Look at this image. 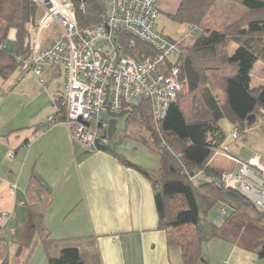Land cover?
I'll list each match as a JSON object with an SVG mask.
<instances>
[{"label": "trees", "instance_id": "1", "mask_svg": "<svg viewBox=\"0 0 264 264\" xmlns=\"http://www.w3.org/2000/svg\"><path fill=\"white\" fill-rule=\"evenodd\" d=\"M234 1L246 13L221 31L203 27L210 12L217 9L218 0H182L175 14H167L170 20L187 25V30L193 28L192 37L200 31L190 47L181 48L180 55L168 61L169 67H178L179 79L187 82L188 95L193 96L192 109L179 102L185 95L181 93L160 121L154 118L149 102L138 109H124L110 115L115 119L126 117L127 125L134 127L130 136L159 156V173L150 175L153 188L163 201L158 208V228L168 233L170 246L181 248L184 264H200L202 245L212 240L233 244L264 260V211L238 191L217 185L223 171L210 166L216 153L225 149L234 130L240 138L239 130L246 133L264 113V82L253 85L252 80L256 64L264 66V0ZM69 2L75 9L80 29L103 24L110 9L109 0ZM157 9L158 20V3ZM41 17L42 11L31 0H0V75L7 77L19 68L18 55H31ZM11 30L16 31V37L9 40ZM157 33L173 41L163 31ZM55 36L56 33L49 35L47 44ZM132 39L128 33L120 34L122 53L135 59L156 55L141 41L132 47ZM9 41L13 42L11 49H8ZM232 45L236 48L229 53ZM230 65L236 68L234 74H208L209 70L219 74V67ZM198 91H202L200 99L196 96ZM56 105L58 113L53 122L62 123L65 100L57 99ZM223 120L234 127L228 136L220 124ZM113 137L108 145L111 148L105 152L126 165V158L112 149ZM198 174L207 182L197 184ZM36 189V196L46 208L50 197L35 178L31 181V193ZM217 204L227 208L222 226L215 225L208 217ZM39 227L49 264H98L93 242L52 240Z\"/></svg>", "mask_w": 264, "mask_h": 264}, {"label": "crops", "instance_id": "2", "mask_svg": "<svg viewBox=\"0 0 264 264\" xmlns=\"http://www.w3.org/2000/svg\"><path fill=\"white\" fill-rule=\"evenodd\" d=\"M181 2L159 0L160 14H175ZM15 37L11 30L9 40ZM54 70L42 73L46 89L33 69L0 75V264H49L38 226L52 240L93 242L98 264H184L181 248L170 246L168 233L158 228L150 175L159 170L126 158L142 173L105 151L84 148L66 124L50 121L58 113L57 99L66 96L65 89L59 95L60 84L51 82ZM233 151H218L210 166L232 171L237 158L264 167L260 158H241ZM35 178L50 197L46 208L38 189L30 191ZM207 245L210 257L200 264H264L233 244L212 240Z\"/></svg>", "mask_w": 264, "mask_h": 264}, {"label": "built area", "instance_id": "3", "mask_svg": "<svg viewBox=\"0 0 264 264\" xmlns=\"http://www.w3.org/2000/svg\"><path fill=\"white\" fill-rule=\"evenodd\" d=\"M31 1L42 11L33 54L18 55L16 62L23 72L33 69L44 89L41 75L45 66L64 67L66 109L62 123L84 148L95 150L97 140L109 145L110 139L104 138L109 121L102 119L103 113L131 111L149 102L154 118L160 121L178 95L189 92L187 82L179 79L178 67L168 66L170 57H178L181 48L154 30L158 0H109L105 22L86 29L78 27L69 0ZM51 29L56 36L44 44L42 35ZM121 33L132 36V47L141 41L156 55L135 59L122 53L118 41ZM192 33L193 28L187 30L188 36ZM230 137L238 140V131L234 130ZM237 163L242 166L239 171L223 173L217 185L238 191L264 211V180L254 171L255 167L261 171L264 168L254 160ZM226 211L223 208V216Z\"/></svg>", "mask_w": 264, "mask_h": 264}, {"label": "rangeland", "instance_id": "4", "mask_svg": "<svg viewBox=\"0 0 264 264\" xmlns=\"http://www.w3.org/2000/svg\"><path fill=\"white\" fill-rule=\"evenodd\" d=\"M216 10L213 12L211 11L207 19L205 20L203 27L215 29V30H224L228 28L230 25H232L235 21L240 19L241 16H243L246 13V10L239 6L234 0H218L217 5L215 6ZM168 13H165L162 11L160 14L159 19L156 22L155 30L157 32L163 31V33L172 39H174L178 45L179 48H187L192 45L194 42V39L200 35V31H197L195 35L192 34L191 36H188L187 34V25H181L178 24L172 20H170L167 16ZM55 31L53 29L44 31L42 35V39L46 37V35L54 34ZM35 35V40H36ZM12 38V37H11ZM34 40V35H33ZM13 46V42L8 43V49H11ZM235 45H232L228 48L229 53L233 52L235 50ZM33 52L31 53V55ZM171 60H175L176 56H171ZM55 69V75L53 77V81H56L61 86L58 88L59 95H64V73L63 69L64 67L62 65L60 66H48L46 65L44 69ZM221 70L220 73L217 74L216 72H212V70L208 71L209 75H220L222 71L227 72L229 69H235V66H221L219 67ZM264 69V66L261 63H257L255 68L253 69V85L259 84L264 82V72L262 71ZM214 77V76H213ZM42 79L45 81L46 85H49V82L46 80L45 74L42 75ZM56 87V86H54ZM201 92H197V98H201ZM219 92V96H221V92ZM183 97L179 100V102L186 103V109H192L193 104V96L191 94L188 95V93H183ZM184 99H187L184 102ZM65 99L63 98V101ZM188 111V110H187ZM102 119H105L109 121L112 117L107 114L103 113L101 115ZM126 117H117L118 124L116 126V132L114 134V137L111 141L112 149L118 153L120 156H124L125 158H128L131 162L133 160L136 162H139L141 165H147L149 166L150 170H159L160 167V159L158 154L151 151L146 147L143 143L136 141L135 136H130L132 134V131L134 132V127L131 125H127ZM221 126L223 127L224 131L226 132V135L228 136L231 131H233V126L229 124L226 120L221 121ZM240 134L241 137L238 138V140H234L231 137L227 140V146L229 150H234L233 152H240L239 156L241 158L250 159L252 157H257L261 159V162L264 164V113L262 114L261 118L258 120H255L253 125H251L248 130L245 132H242L241 130ZM134 135V134H133ZM223 151V150H221ZM234 164L235 169L232 171H223V173L226 172H233L237 173L240 169V166L237 161L241 162H247L242 161L240 159L237 160V158H234ZM260 165V164H259ZM261 166V165H260ZM263 167V166H261ZM264 168V167H263ZM256 170V167H255ZM159 173V171H158ZM156 173V175L158 174ZM258 173V174H257ZM256 174L258 177L264 176V171L256 170ZM197 184H202L206 181V178L203 176H200L199 178H196ZM223 210V207H221L220 204H217L212 207V209L209 211L208 217L209 219L217 226H222L224 224L225 218L222 216L221 212ZM210 251L208 250V245L203 244L202 245V251H201V260H206V258L210 257Z\"/></svg>", "mask_w": 264, "mask_h": 264}, {"label": "water", "instance_id": "5", "mask_svg": "<svg viewBox=\"0 0 264 264\" xmlns=\"http://www.w3.org/2000/svg\"><path fill=\"white\" fill-rule=\"evenodd\" d=\"M117 124H118L117 119H115V118H111V119L109 120V131H108V133L104 136V138L111 139V138L113 137V135H114L115 132H116V126H117ZM95 146H96V149L99 150V151H105V150L111 148V147L108 146V145H103V144H101V141H100V140H97V141H96ZM127 165H128V167H130V168H132V169H135V170H137V171H139V172L144 173L143 170H142L139 166H137V165H135V164H133V163H131V162H128ZM146 175H147V174H146ZM155 201H156L157 207L159 208V207L162 205V203H163V201H162V197H161V194H157V195H156V197H155Z\"/></svg>", "mask_w": 264, "mask_h": 264}, {"label": "bare ground", "instance_id": "6", "mask_svg": "<svg viewBox=\"0 0 264 264\" xmlns=\"http://www.w3.org/2000/svg\"><path fill=\"white\" fill-rule=\"evenodd\" d=\"M110 141V140H109ZM238 160V159H237ZM256 170L258 171L259 169L258 168H256ZM256 170L254 169V171H255V174H256ZM223 216V215H222Z\"/></svg>", "mask_w": 264, "mask_h": 264}]
</instances>
